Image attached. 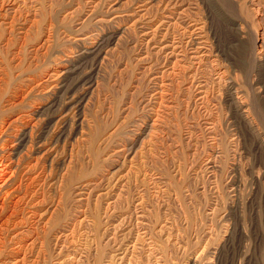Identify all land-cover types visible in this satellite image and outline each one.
<instances>
[{
	"label": "rangeland",
	"instance_id": "obj_1",
	"mask_svg": "<svg viewBox=\"0 0 264 264\" xmlns=\"http://www.w3.org/2000/svg\"><path fill=\"white\" fill-rule=\"evenodd\" d=\"M0 165V264H264V0H0Z\"/></svg>",
	"mask_w": 264,
	"mask_h": 264
},
{
	"label": "bare ground",
	"instance_id": "obj_2",
	"mask_svg": "<svg viewBox=\"0 0 264 264\" xmlns=\"http://www.w3.org/2000/svg\"><path fill=\"white\" fill-rule=\"evenodd\" d=\"M174 2V1H173ZM165 5V4H164ZM174 5V4H173ZM172 5V6H173ZM170 6V5H169ZM165 7V6H164ZM166 8V7H165ZM129 15V14H128ZM153 34V33H152ZM98 40V39H97ZM164 42V40L163 39H161V40H159V42L158 43H160V47L159 48H165V46H167V45H162V43ZM97 42H96V40L93 42L92 41V44H91V47L93 48V49H96L97 48ZM99 50V49H98ZM156 50V49H155ZM193 51V50H192ZM82 52V51H81ZM98 53V52H97ZM196 53V52H195ZM176 55V54H175ZM163 61V60H162ZM193 63V62H192ZM62 68V67H61ZM58 69V68H57ZM62 71V70H61ZM58 72V71H57ZM61 73H63V72H61ZM61 73H59V74H61ZM79 73V72H78ZM52 74V73H51ZM56 74V73H55ZM58 74V73H57ZM58 74V75H59ZM57 75V76H58ZM56 76V77H57ZM80 76V75H79ZM161 76V75H160ZM159 76V77H160ZM58 79V78H57ZM63 79L64 78H62L61 80H60V82H63ZM58 81V80H57ZM50 87V86H49ZM64 90V89H63ZM67 94V93H66ZM84 94V93H83ZM62 95V94H61ZM65 95V94H64ZM68 95V94H67ZM70 96V95H69ZM58 99V98H57ZM79 99V98H78ZM56 101V100H55ZM65 101V100H64ZM82 101H83V98H82ZM72 102H74L73 100H67V101H65L64 103H62L61 102V100L60 99H58L56 102H52L51 103V106H53L52 108H54L51 112H52V114L50 115L49 113V115H50V117H49V120L51 119L52 120V118L58 113V112H60V111H62L63 109H65V108H67V107H69V105L70 104H72ZM77 104L76 105H78V101H75ZM80 103V102H79ZM49 104V103H48ZM81 105V104H80ZM51 106H49V107H51ZM78 107V106H77ZM50 112V113H51ZM70 114H72V113H70ZM58 115V114H57ZM57 119V118H56ZM42 132V131H41ZM24 136H25V134L24 133H22L21 134V136L20 137H18L19 138V140L17 141V142H22L23 140H24ZM29 136V135H28ZM3 164V163H2ZM3 166L4 165H0V188L2 187L3 188V185L6 183L5 181H6V178L4 179V176H2V174L4 173V169H3ZM6 172V171H5ZM1 188V189H2ZM4 189V188H3ZM2 189V190H3ZM32 205V204H31ZM137 222V221H136ZM145 229V228H144ZM146 231V230H145ZM27 245V244H26ZM122 256V255H121ZM123 259V258H122ZM7 261V260H6ZM208 264H220V262L219 261H217L216 259H211V260H209L208 261Z\"/></svg>",
	"mask_w": 264,
	"mask_h": 264
}]
</instances>
